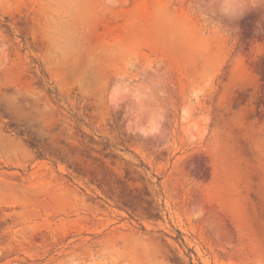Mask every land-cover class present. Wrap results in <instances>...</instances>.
<instances>
[{
    "label": "rangeland",
    "instance_id": "374dc122",
    "mask_svg": "<svg viewBox=\"0 0 264 264\" xmlns=\"http://www.w3.org/2000/svg\"><path fill=\"white\" fill-rule=\"evenodd\" d=\"M94 0L73 66L42 0H0V264H264V11Z\"/></svg>",
    "mask_w": 264,
    "mask_h": 264
},
{
    "label": "clouds",
    "instance_id": "9594fccd",
    "mask_svg": "<svg viewBox=\"0 0 264 264\" xmlns=\"http://www.w3.org/2000/svg\"><path fill=\"white\" fill-rule=\"evenodd\" d=\"M114 0H106L105 7ZM42 9L50 15L59 11L65 24L54 44L50 45L48 58L53 64L73 66L94 55L86 41L87 32L97 5L94 0H42ZM211 27L222 36L233 37L239 32L237 22L254 11H264V0H204L202 5ZM264 32V16L257 25Z\"/></svg>",
    "mask_w": 264,
    "mask_h": 264
}]
</instances>
